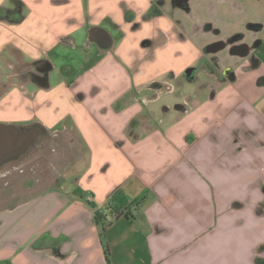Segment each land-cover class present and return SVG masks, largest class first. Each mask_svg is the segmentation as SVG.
Segmentation results:
<instances>
[{"label": "crops", "instance_id": "1", "mask_svg": "<svg viewBox=\"0 0 264 264\" xmlns=\"http://www.w3.org/2000/svg\"><path fill=\"white\" fill-rule=\"evenodd\" d=\"M0 126L62 170L3 211L0 263L236 264L264 233V0H0Z\"/></svg>", "mask_w": 264, "mask_h": 264}, {"label": "rangeland", "instance_id": "2", "mask_svg": "<svg viewBox=\"0 0 264 264\" xmlns=\"http://www.w3.org/2000/svg\"><path fill=\"white\" fill-rule=\"evenodd\" d=\"M32 148L31 150H33ZM29 154H33V151L23 156H20L19 158L15 159L13 165H9V167L6 166L3 169L1 168L0 170L1 172L5 173L4 176L2 175V177H0V217L5 212L4 210L13 207L14 205L21 202L23 199L30 197L34 194L37 188L47 187V185H39L36 188V186L31 182V177L40 173L44 174V172H46L47 174L53 173L54 175L58 173V171H62L61 169H58L56 167L53 170L51 169L56 164H52L53 162L50 161V153H47V159L49 160L50 167L46 165L44 168H42L43 165L40 161L36 162L34 156H30ZM26 158L28 159V161ZM234 210L235 209H233L232 212ZM261 213H264V206L261 210ZM263 222L264 218H262V223ZM259 237L260 239H262V247L257 249V251L255 246L257 247L258 242H256V245H254L253 239V243L249 242L247 246L244 245L242 249H235L234 258L236 264H264V233H261ZM253 254L254 257L256 255L255 262L253 261Z\"/></svg>", "mask_w": 264, "mask_h": 264}, {"label": "water", "instance_id": "3", "mask_svg": "<svg viewBox=\"0 0 264 264\" xmlns=\"http://www.w3.org/2000/svg\"><path fill=\"white\" fill-rule=\"evenodd\" d=\"M2 131L0 126V165L20 157L34 145L36 140L35 134L26 136V130L23 128L13 127L10 136H4Z\"/></svg>", "mask_w": 264, "mask_h": 264}, {"label": "trees", "instance_id": "4", "mask_svg": "<svg viewBox=\"0 0 264 264\" xmlns=\"http://www.w3.org/2000/svg\"><path fill=\"white\" fill-rule=\"evenodd\" d=\"M95 220L97 224L100 226V234L104 243L105 247V254H106V259L107 262L110 263V247L107 242V227L109 225V220L106 215H102L100 212H96L95 215ZM0 264H5V263H0Z\"/></svg>", "mask_w": 264, "mask_h": 264}, {"label": "flooded vegetation", "instance_id": "5", "mask_svg": "<svg viewBox=\"0 0 264 264\" xmlns=\"http://www.w3.org/2000/svg\"><path fill=\"white\" fill-rule=\"evenodd\" d=\"M225 44H226V43H224V44H221V46H225ZM219 46H220V45H219ZM247 49H248V48H247Z\"/></svg>", "mask_w": 264, "mask_h": 264}, {"label": "built area", "instance_id": "6", "mask_svg": "<svg viewBox=\"0 0 264 264\" xmlns=\"http://www.w3.org/2000/svg\"><path fill=\"white\" fill-rule=\"evenodd\" d=\"M115 216H116V215H115ZM115 216H114V217H115ZM112 217H113V215H112L110 218H112Z\"/></svg>", "mask_w": 264, "mask_h": 264}]
</instances>
